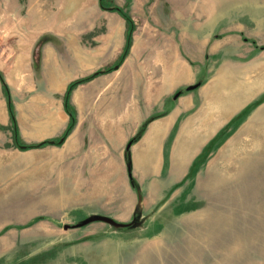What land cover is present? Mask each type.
<instances>
[{"label":"rangeland","instance_id":"1","mask_svg":"<svg viewBox=\"0 0 264 264\" xmlns=\"http://www.w3.org/2000/svg\"><path fill=\"white\" fill-rule=\"evenodd\" d=\"M111 1L133 21L130 48L116 70L72 89L63 143L20 150L8 110L0 125V264H264V0ZM17 13L20 39L36 37L34 72L14 96L0 73L31 144L68 123L65 92L46 84L67 88L114 64L122 48L108 64L89 50L112 36L118 48L126 23L98 0H20ZM107 84L116 111L105 140L108 107L87 99ZM155 123L161 158L145 172L134 157ZM107 151L111 169L99 168Z\"/></svg>","mask_w":264,"mask_h":264},{"label":"crops","instance_id":"2","mask_svg":"<svg viewBox=\"0 0 264 264\" xmlns=\"http://www.w3.org/2000/svg\"><path fill=\"white\" fill-rule=\"evenodd\" d=\"M20 6V0H0V27H6V28H12L10 31L7 30L8 36L4 41V45L0 47V69L3 71L6 81L9 84V87L11 89V92L13 96L17 94L16 90L19 89L18 86H15L18 81L21 80V78L25 74V69L27 66L29 68L27 72V77H24L23 80H28L29 76L33 74V69L31 68V58H32V51L36 44V37L33 36H26L22 38V40L19 37V19H18V13L15 14V10H18ZM11 10V16L7 17L3 14L4 11ZM41 27H46V22H40ZM27 26H30L31 24L27 23ZM34 26V24H33ZM32 26V27H33ZM43 30L41 33H44ZM126 31L123 24L120 29L119 33V45L118 48L116 46V42L113 38L115 37H107V40L104 41V39L101 41L102 38L96 39L97 45L94 46L89 50V53L91 52L92 57L96 60H104L107 61V64L113 59L116 58L118 55V52L121 48H123V32ZM35 33V32H34ZM115 36V35H114ZM110 62V63H111ZM27 64V65H26ZM50 74H58L59 72L57 69L58 67H51L50 68ZM66 73H68L66 71ZM45 85V84H44ZM94 86V84H92ZM28 87V86H27ZM33 87H29L28 89H32ZM47 90L53 93H57V95H62L65 90L66 86H55L53 82H48L46 84ZM97 92H94V95H90V98L87 100H98L97 103H95L98 107L99 106H107V110L105 109L103 111L104 115L101 119H99V128L106 127L105 130H107L106 135L104 136V139L106 137L112 136L111 132L114 130V124H109L110 118L114 117L115 114V105H114V90L115 85L114 84H107L106 86H102L101 88H95L93 89ZM71 101L75 102V104L79 101V92L75 91L73 95L71 96ZM112 101V103H110ZM78 105V104H77ZM111 107V108H110ZM99 109H97L98 111ZM100 116V115H98ZM136 119V116H133L132 113L129 114L128 121H132ZM104 122H108L107 125L104 124ZM114 123V120H113ZM8 124V116H7V109H6V101L4 98V94L2 91V87L0 84V125L6 126ZM111 129V130H110ZM110 130V131H109ZM163 129L159 125V123H155L151 125L143 139L141 140L140 146L141 149L139 150V153L134 157V162L137 164L143 171L147 172L152 169L157 168L158 161L161 158L160 153L158 151L159 149V142L160 138L162 137ZM1 135V134H0ZM32 136L35 137H41L45 135V128H43L39 132L31 133ZM106 140V139H105ZM104 146H107L108 143L103 142ZM185 145L187 148L189 147L188 143ZM108 150V149H107ZM97 154V153H93ZM104 154V153H103ZM110 153L108 151L105 153L104 157L100 158V155L97 154L93 161H95L96 165L104 164L105 166L99 167L103 169H111L110 163L113 161V159L109 158ZM114 164V163H113Z\"/></svg>","mask_w":264,"mask_h":264},{"label":"trees","instance_id":"3","mask_svg":"<svg viewBox=\"0 0 264 264\" xmlns=\"http://www.w3.org/2000/svg\"><path fill=\"white\" fill-rule=\"evenodd\" d=\"M98 6L103 10H109V11L117 12L125 20L126 32H125L124 45H123V48H122L120 55L118 56V58L114 64L104 68L103 70H97L94 73H92V74H90L84 78H81V79H78V80H75V81L69 83V85L66 88L64 98H63V107H64L65 112L68 115V123H67L65 130L63 131V133L58 138H51V139H47V140H44V141H41L38 143H31V144H24L20 140L19 135H18L17 125H16V120H15L14 108H13V104H12L10 93H9V88H8L7 84L5 83L3 76L0 73V83H1L2 89H3L4 94H5V98H6L9 120H10L11 127H12V138H13L14 146L16 148H18L20 150H28V149L40 148V147H43L46 145L60 146L63 143V141L65 140L66 136L68 135V133L70 132V130L72 129V127L75 123V114L69 105V95H70V92L72 91V89L75 86H77L81 83L87 82V81L93 79L94 77H96L102 73H108V72H111L113 70H116L121 65L123 60L125 59V57L128 53V50L130 48V45H131L132 32L134 29V24H133L132 19L121 7L115 5L111 0H98ZM262 48H264V47H262Z\"/></svg>","mask_w":264,"mask_h":264},{"label":"water","instance_id":"4","mask_svg":"<svg viewBox=\"0 0 264 264\" xmlns=\"http://www.w3.org/2000/svg\"><path fill=\"white\" fill-rule=\"evenodd\" d=\"M197 86H198V84H194V85H192V86H189L188 87V90H193V89H195V88H197ZM178 95V93H176L175 94V96H177ZM129 145V144H128ZM128 147V146H127ZM139 200H140V198H139ZM102 221H104V222H107V223H111V224H114V222H112L111 220H109V219H106V218H100Z\"/></svg>","mask_w":264,"mask_h":264}]
</instances>
